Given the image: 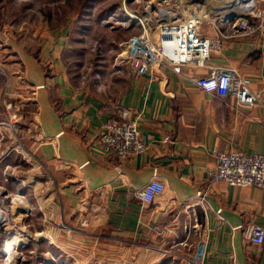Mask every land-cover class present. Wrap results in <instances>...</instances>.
<instances>
[{
    "label": "crops",
    "instance_id": "obj_1",
    "mask_svg": "<svg viewBox=\"0 0 264 264\" xmlns=\"http://www.w3.org/2000/svg\"><path fill=\"white\" fill-rule=\"evenodd\" d=\"M260 6L264 10V0ZM53 40L45 46L55 58L50 76L36 59L26 61L32 84L44 85L26 102L33 108L35 132L43 140L35 150L39 160L59 167L58 155L78 179L77 187L60 192L84 188L81 193L88 197L89 210L103 212L100 230L106 240L119 235L156 249L176 234L181 237L182 226L190 222L206 238L202 264H264V241L256 244L248 238L252 227L264 228V187L218 182L204 195L205 202L193 200L213 168L212 148L264 153V103L241 108L231 97L204 93L189 79L207 74L205 67H178L174 72L163 66L155 80L149 74L127 73L117 80L121 89L109 99L111 95L76 87L64 57L71 46L65 36ZM209 64L237 69L253 91L264 95V30L225 38L220 49L212 51ZM121 107L137 116L148 147L124 162L119 173L96 136L103 124L119 117ZM155 176L165 185L164 195L142 205L133 196L134 187ZM154 225L167 227L156 235Z\"/></svg>",
    "mask_w": 264,
    "mask_h": 264
},
{
    "label": "rangeland",
    "instance_id": "obj_2",
    "mask_svg": "<svg viewBox=\"0 0 264 264\" xmlns=\"http://www.w3.org/2000/svg\"><path fill=\"white\" fill-rule=\"evenodd\" d=\"M119 3V0H0V209L11 223L9 229L6 225L0 227V264L7 257L2 249L8 237L19 233L24 237V230L33 235L49 229L51 234L47 238L52 241L26 238V243L19 247L17 256L21 258L15 259L14 264H47V257H53L56 264H73L74 260L77 264L172 262V255L148 243L119 235L106 240L100 230L103 212L89 210L88 197L81 193L84 188L61 193L65 187L78 186L75 172L68 165L58 167L40 162L35 151L36 124L33 108L26 102L34 87L25 65L28 58H34L44 74L50 76L55 58L45 46L54 44V38L65 36L71 46L64 57L69 77L77 88L87 87L100 95H111V99L121 89L117 80L123 79V75H146L134 71L129 62L117 59L142 31L141 22L125 20ZM260 4L258 7L262 9ZM211 9L214 13L215 5ZM194 14L198 16L194 11L185 13L193 17ZM210 18L213 20L212 14ZM5 84L8 86L3 90ZM14 103L20 105L16 115L12 110ZM123 109L127 108L121 107L118 114ZM116 179L110 183H116ZM166 245L169 244L164 249L168 248Z\"/></svg>",
    "mask_w": 264,
    "mask_h": 264
},
{
    "label": "built area",
    "instance_id": "obj_3",
    "mask_svg": "<svg viewBox=\"0 0 264 264\" xmlns=\"http://www.w3.org/2000/svg\"><path fill=\"white\" fill-rule=\"evenodd\" d=\"M119 1L125 20L141 22L142 31L137 35L134 44H127L126 49L121 51L117 59L123 63L129 62L138 74H149L151 79L155 80L163 66L174 72L178 71V67H205L208 69L207 74L189 79L204 93L221 99L231 97L241 108L251 107L260 102L264 103V95L253 91L237 69L207 65L212 51L219 50L225 38L252 36L257 31L263 32L264 10L258 7L261 0L250 2L237 0L239 1V6L236 8L237 15L230 12V9L226 11L225 8L220 14L211 13L214 1L210 0H196V2L194 0ZM181 1L185 3L184 6ZM246 3L253 5L248 8ZM191 11L197 13L198 16L194 14L192 18V15H185ZM148 13L151 15L149 20L140 19L142 16L139 15ZM211 14L213 21L208 20ZM257 18L260 21L255 23ZM175 22L181 23L175 27L169 25ZM181 55L185 58L179 59ZM7 86L8 84H5L3 90H6ZM33 87L32 94L35 95L39 86L33 85ZM4 98L1 100L2 105L5 102ZM8 107L10 108L11 105ZM19 107L18 103L13 104L12 110L15 111L13 115L20 110ZM118 116L117 119L109 120L102 125L96 139L103 154L110 162H115L114 168L120 173L121 165L135 155L143 153L148 143L146 137L140 134L137 116H132L129 109H123ZM7 124L13 128L9 121ZM34 136L40 145L43 141L40 134L35 133ZM211 154L214 158L213 168L207 172L203 186L196 191L193 200L205 202L204 195L213 183L218 182L237 187H264V153L248 154L237 150L221 151L212 148ZM55 160L60 163L61 167L64 165L70 167L69 162L58 155ZM164 192L165 185L155 176L141 186L134 187L133 195L139 203L147 205L162 198ZM166 227L167 225L163 227L154 225L152 229L155 233L161 234L165 232ZM195 227L196 224L192 226L190 222L184 224L181 237L176 234L174 238L158 247L157 250L172 255L173 259L169 264L203 263L206 238L204 234L195 231ZM248 238L256 244H262L264 228L252 227ZM165 244H169L166 245L167 249H164ZM46 259L47 264H56L53 257ZM73 264H77L76 260Z\"/></svg>",
    "mask_w": 264,
    "mask_h": 264
},
{
    "label": "bare ground",
    "instance_id": "obj_4",
    "mask_svg": "<svg viewBox=\"0 0 264 264\" xmlns=\"http://www.w3.org/2000/svg\"><path fill=\"white\" fill-rule=\"evenodd\" d=\"M195 1V0H194ZM210 1H214V4L215 5V8L214 9V13L216 14H220L222 13L225 9L226 11L230 9V12H234V15L237 11V7L239 6V1L237 0H218L217 2L215 0H210ZM242 1V0H241ZM249 2L251 0H248ZM247 2V1H245ZM182 3V2H181ZM253 4H250V3H246V7H252ZM259 5V4H258ZM184 6V5H183ZM225 8V9H224ZM224 9V10H223ZM139 16H142V18H140L141 20H149L151 15L148 13V14H142V15H139ZM194 18V17H192ZM209 21H213L211 18L208 19ZM179 23L181 22H175V23H169V25L171 27H175V25H178ZM203 34V33H202ZM168 51V50H167ZM179 59H184L185 57L183 55H181V57H178ZM20 206V205H19ZM14 207H17V206H14ZM16 210L13 209L12 212ZM4 225H6V229H9V225H11L10 221H9V218L8 216L0 209V227H5ZM24 230V229H23ZM6 232H9V231H6ZM23 232V231H22ZM24 233L26 236H21L23 235V233H19V234H16V236H11V237H8L7 238V241L5 242V247H3L4 249L3 252L6 257V259H4V264H14L15 263V259L19 260L20 257L18 258V254L20 256V252L18 253L19 251V247L21 244H23V242L25 243L26 242V238H35L36 241H47V242H50L52 241L50 238H47L50 236L51 234V231L50 229L49 230H45L43 232H40V233H35V234H29V232H27L26 230H24ZM7 234V233H6ZM50 239V241H49ZM33 240V239H31ZM55 240V239H54Z\"/></svg>",
    "mask_w": 264,
    "mask_h": 264
}]
</instances>
